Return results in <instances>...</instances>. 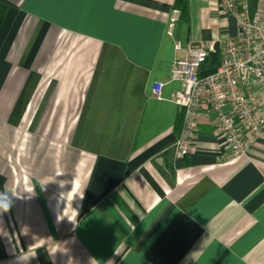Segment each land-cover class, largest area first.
<instances>
[{
  "label": "crops",
  "instance_id": "obj_1",
  "mask_svg": "<svg viewBox=\"0 0 264 264\" xmlns=\"http://www.w3.org/2000/svg\"><path fill=\"white\" fill-rule=\"evenodd\" d=\"M1 1L0 264H264V135L229 157L204 113L176 153L172 64L222 57L220 0Z\"/></svg>",
  "mask_w": 264,
  "mask_h": 264
},
{
  "label": "built area",
  "instance_id": "obj_2",
  "mask_svg": "<svg viewBox=\"0 0 264 264\" xmlns=\"http://www.w3.org/2000/svg\"><path fill=\"white\" fill-rule=\"evenodd\" d=\"M219 4L236 18L239 31L222 45L217 69L201 74L208 57L216 52L206 44L192 45L172 64L171 77L183 84L174 99L183 113V127L175 142L179 157L189 152L204 113L214 114V125L228 145L229 157L246 153L264 135V10H252L250 0H220ZM181 13L179 8L172 12L170 36ZM163 87L162 81L153 86L159 99Z\"/></svg>",
  "mask_w": 264,
  "mask_h": 264
},
{
  "label": "trees",
  "instance_id": "obj_3",
  "mask_svg": "<svg viewBox=\"0 0 264 264\" xmlns=\"http://www.w3.org/2000/svg\"><path fill=\"white\" fill-rule=\"evenodd\" d=\"M178 6L182 8L183 12L187 10V0H177ZM8 10V5L0 0V25L3 23L6 13ZM221 62L220 53L211 54L205 64L202 67L201 74H210L214 72Z\"/></svg>",
  "mask_w": 264,
  "mask_h": 264
},
{
  "label": "clouds",
  "instance_id": "obj_4",
  "mask_svg": "<svg viewBox=\"0 0 264 264\" xmlns=\"http://www.w3.org/2000/svg\"><path fill=\"white\" fill-rule=\"evenodd\" d=\"M13 196H15V194L10 195L8 192H0V214L7 213L11 210Z\"/></svg>",
  "mask_w": 264,
  "mask_h": 264
}]
</instances>
